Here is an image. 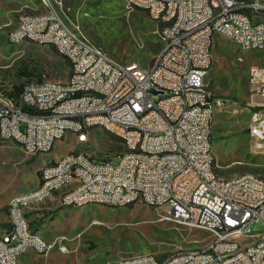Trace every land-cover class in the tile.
Returning a JSON list of instances; mask_svg holds the SVG:
<instances>
[{"label":"built area","instance_id":"2783aa9c","mask_svg":"<svg viewBox=\"0 0 264 264\" xmlns=\"http://www.w3.org/2000/svg\"><path fill=\"white\" fill-rule=\"evenodd\" d=\"M40 10L20 17L9 32L11 40L36 37L37 44L57 45V53L75 60V79L30 81L15 95H0L1 135H13V143L29 155L50 152L69 130L80 146L90 144V133L99 128L123 133L118 160L107 163L89 152L67 153L57 166L40 167L39 181L26 197L9 198L14 227L0 236V264H18L28 249L44 255L54 242L26 232V216L19 213L23 200L39 203L41 195L58 187L59 204H102L120 207L123 201L145 200V205L168 204L172 220L207 233V241L179 248L161 256L139 253L115 264H264V231L252 233L251 224H264V177H216L210 165L211 104L222 108L229 100L212 92L204 81L213 58L214 37L236 41L237 47L264 50V0H123L156 23L163 41L149 72L137 62L117 66L101 47L88 40L66 20L58 21L50 0H40ZM242 5L255 11V21L241 13ZM178 12V20L159 27V18ZM263 66V65H262ZM264 75V66H263ZM252 107L247 131L256 146H264V83L256 84L252 65L247 69ZM253 94L260 97L253 99ZM153 104L151 114L143 113ZM43 108V115H36ZM70 111L80 119H70ZM106 156V155H104ZM80 171L82 184L64 191V183ZM220 215L228 223H220ZM237 249V257H229Z\"/></svg>","mask_w":264,"mask_h":264},{"label":"rangeland","instance_id":"374dc122","mask_svg":"<svg viewBox=\"0 0 264 264\" xmlns=\"http://www.w3.org/2000/svg\"><path fill=\"white\" fill-rule=\"evenodd\" d=\"M50 2L64 21L117 61L150 65L163 47L157 25L123 0ZM40 4V0H0V89L8 94L15 95L16 87L26 82L63 81L69 76V62L53 46L28 40L7 41V32L18 23L19 15L39 11ZM252 64L264 66V50L242 51L231 41L215 37L212 65L204 81H210L220 93L242 100L250 87L247 69ZM236 104L239 107L234 108L228 102L224 110L233 127H244L249 117L248 108L243 103ZM220 111L218 104H214L213 117ZM230 124L228 120L219 121L213 128L217 139L214 136L212 149L219 165L218 174L229 177L253 173L264 177V146L258 149L247 131H235ZM89 138L90 144L80 146L75 137L67 133L55 142L50 152L42 155H29L19 145L0 139V226L6 224L9 198L36 187L43 160L56 159L76 149H83L94 157H107L122 150L119 140L99 128L94 129ZM228 144L232 150L227 149ZM112 159L117 161L118 156L113 155ZM226 164L228 166L224 167ZM50 205L51 202L32 204L26 208V217L32 232L54 242L49 258L52 264H115L139 253L161 256L207 241L206 232L165 218L169 214L168 204L160 207L141 203L120 207L59 205L48 210L46 207ZM263 231L262 222L251 224V233Z\"/></svg>","mask_w":264,"mask_h":264},{"label":"bare ground","instance_id":"6f19581e","mask_svg":"<svg viewBox=\"0 0 264 264\" xmlns=\"http://www.w3.org/2000/svg\"><path fill=\"white\" fill-rule=\"evenodd\" d=\"M130 5V4H128ZM51 8H55L51 6ZM241 13L243 14V17L245 19H248V21H255V11L252 9L250 5H242L241 6ZM27 13H23L19 15L18 18V24H20V17H25ZM57 18L58 21H64L61 13L57 11ZM178 20V12H169L166 16H162L159 18V27H167L170 26L171 24H174V22ZM16 25V26H17ZM12 28L9 32L13 31ZM8 32V33H9ZM7 41L9 43H17L23 40H28V41H33L36 42V37L34 36H21V40H11V37H9V34L6 36ZM233 41V40H232ZM236 43V41H233ZM55 48L57 51V45H51ZM63 57L67 59V61L70 64V73L67 79H75L76 76V69H75V60L71 59L70 54H63ZM207 58H212V53L211 50H207ZM129 64V63H128ZM127 64H122L117 62V66H126ZM253 69V77H255V83L256 84H263L264 83V75H263V69L260 67H252ZM158 71V64H152L149 66V72H156ZM0 95H10L0 89ZM261 99H264V92H261ZM213 105L211 104V112H213ZM153 111V104H145L143 106V113L144 114H151ZM36 115H43V108H36ZM70 119H80V112L78 111H70ZM104 132L114 136L117 140L123 141V133H118L117 131H110L109 129H102ZM69 133V130H61V138H64L66 134ZM251 137H253V133L249 132ZM1 140L3 141H12L13 142V135H1ZM70 153H79L80 150L76 149L73 151H69ZM67 152V153H69ZM67 153L62 154L60 157H64ZM210 155H214L212 151V146H210ZM100 163H107V157H100ZM50 166H57V160L49 162L44 165V167H50ZM210 172H215L216 177H222L218 172L216 171V165H210ZM245 174H237V176H244ZM255 175V174H251ZM232 176H235L232 175ZM82 184V175L80 171H72V179L70 181H66L64 183V191H76L77 188ZM58 191V187H50V194H44L41 195L40 197V202L48 198L50 195H52L54 192ZM28 193L24 194H18L14 195L11 198H19V197H26ZM135 203V201H123L122 206H127ZM138 203L144 204L145 205V200H138ZM30 205H32V200H23L22 206H19V213L21 215H25V210L28 208ZM68 207H79V204H69L66 205ZM149 207H160V206H154V205H147ZM7 214H9V203H7ZM174 222H177L181 224V218H173ZM220 223H228V216L227 215H220ZM15 226V219L13 216H8V226L7 227H14ZM7 232V228L3 230L0 234V236L5 235ZM26 232L28 235H37L38 238H43L40 235L32 232L30 230L28 221L26 220ZM251 238L252 239V233L251 232H244V239ZM150 255H153L150 253ZM229 257H237V249H229ZM116 263H124V259L118 260Z\"/></svg>","mask_w":264,"mask_h":264},{"label":"crops","instance_id":"0c3cea01","mask_svg":"<svg viewBox=\"0 0 264 264\" xmlns=\"http://www.w3.org/2000/svg\"><path fill=\"white\" fill-rule=\"evenodd\" d=\"M141 11V10H140ZM143 12V11H142ZM146 16H147V14L145 13V12H143ZM148 17V16H147ZM149 18V17H148ZM150 19V18H149ZM151 20V19H150ZM17 21H18V19H17ZM152 21V20H151ZM154 22V21H153ZM155 23V22H154ZM156 24V23H155ZM17 25V22H16V24H15V26ZM14 26V27H15ZM13 27V28H14ZM11 30V29H10ZM9 30V31H10ZM8 31V32H9ZM7 32V33H8ZM7 36V35H6ZM216 37H218V36H216ZM229 41H231L232 43H234V44H236L235 42H233L232 40H229ZM214 45H215V37H214V42H213V47H214ZM213 47H212V50H211V53H212V58H213ZM239 48V47H238ZM239 49H241V48H239ZM242 51H244V49H241ZM154 59V58H153ZM153 61V60H152ZM117 62H119V63H122V64H128L129 62H131V61H128V62H121V61H117ZM132 62H136V61H132ZM138 63V62H137ZM141 65V64H140ZM151 65V64H150ZM149 64H147V65H142L143 67H149L150 66ZM212 65V64H211ZM257 66H260V67H263L262 65H258V64H252V67H257ZM210 69H211V67H210ZM263 69V68H262ZM208 85H209V87L211 88V90H212V92L213 93H215V94H218V95H221V96H224V97H227L229 100L226 102V104L222 107V108H220V112L218 113V116L217 117H212V122H211V131H210V136H211V144H212V147H213V145H214V142H213V139H214V136H215V139H217V137H216V133L214 132V130H213V128H214V126H216L215 124H217V122H219V121H222V122H224V120H228V124H230V118H229V114H228V112H225V110H224V108H225V106L227 105V103L228 102H231L233 105H234V108H237V107H239L236 103L237 102H240V103H243V106L244 107H246V108H248V112H249V117H248V119L246 120V123H245V126L244 127H233L231 124H230V126L232 127V128H234V129H236L235 131H247V127H248V124H249V121H250V114H251V111H252V107L251 106H249L248 105V100H249V97H250V93H251V85H250V87L248 88V93H247V95H246V97L244 98V99H242V100H240V99H238V98H236L237 96H235V95H224V94H222V93H220L219 91H217L218 89H217V87L214 89L213 87H212V85H211V83H210V81H208V82H206ZM253 99L254 100H256V101H259L260 100V97L258 96V95H256V94H253ZM213 110H214V105H213ZM219 117V119L217 120V118ZM247 133L249 134V132L247 131ZM235 135V134H234ZM234 135H232L231 137H233ZM249 136L251 137V135L249 134ZM251 139H253V137H251ZM10 142H12V141H10ZM255 143V142H254ZM255 145H256V143H255ZM215 149H217V147H216V145H215ZM227 149L228 150H232L233 148H231L230 146H229V144H228V147H227ZM212 151H213V154H214V150L212 149ZM40 155H42V154H40ZM215 155V154H214ZM61 156V154L58 156V157H60ZM215 158H216V156H215ZM55 160H57V159H46V160H43L42 161V164H41V166L42 167H44V165L45 164H47V163H49V162H52V161H55ZM49 161V162H48ZM216 164H217V161H216ZM40 166V167H41ZM228 166V164H226V165H224V167H227ZM40 167H39V169H40ZM218 167H219V165L217 164L216 165V171H217V169H218ZM253 174V173H252ZM38 181H39V174H38V176H37V183H38ZM43 203H47V202H51V205L50 206H47L46 208L48 209V210H52V209H54V208H56L57 206H59L60 204H59V194H58V191H56V192H54L52 195H50L48 198H46L45 200H43L42 201ZM25 216H26V210H25ZM26 219H27V217H26ZM27 221H28V219H27ZM5 222H6V224H5V226H3V227H1L0 226V234H1V232L3 231V230H5L6 228H7V226H8V216H7V211H6V217H5ZM28 224H29V221H28ZM30 227V226H29ZM37 233V232H36ZM39 234V233H38ZM40 235V234H39ZM43 237V236H42ZM44 238V237H43ZM50 256H51V251H49L48 253H46V254H44V255H40V254H37L36 252H34L33 250H31V249H28L27 251H25L21 256H20V258H19V261H18V264H52L51 262H50ZM113 264V263H112Z\"/></svg>","mask_w":264,"mask_h":264},{"label":"trees","instance_id":"16d2710c","mask_svg":"<svg viewBox=\"0 0 264 264\" xmlns=\"http://www.w3.org/2000/svg\"><path fill=\"white\" fill-rule=\"evenodd\" d=\"M21 87H22V85H19V86L16 87V89H18V92L15 93V94H18L19 93V91L21 90ZM10 95H12V94H10Z\"/></svg>","mask_w":264,"mask_h":264}]
</instances>
